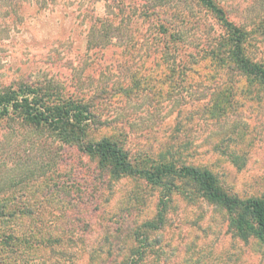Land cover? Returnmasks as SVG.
<instances>
[{
	"label": "rangeland",
	"instance_id": "rangeland-1",
	"mask_svg": "<svg viewBox=\"0 0 264 264\" xmlns=\"http://www.w3.org/2000/svg\"><path fill=\"white\" fill-rule=\"evenodd\" d=\"M216 1L230 20L251 31L249 56L264 60V0ZM182 10L191 23L168 27L183 33L182 43L166 42L171 39L155 20L129 23L145 12L177 17ZM96 16L112 22V31L143 35L138 41L114 36L107 47L87 50ZM224 35L195 0H0V88L28 83L88 98L97 87L112 88L137 72L142 95L104 103L99 113L107 125H92L87 140L119 138L132 156L151 162L167 155L177 165L208 168L229 193L260 197L264 89L215 67L209 48ZM180 55L200 60L198 72L166 81L158 65ZM144 74L151 77L146 87ZM176 184L167 196L164 223L144 227L158 216L162 187L113 175L98 158L45 127L17 115L1 118L0 205L30 213L0 220V264H124L138 250L144 252L138 264H264V242L235 235L223 208L192 183ZM11 233L21 238L17 252L16 245L2 243Z\"/></svg>",
	"mask_w": 264,
	"mask_h": 264
},
{
	"label": "trees",
	"instance_id": "trees-1",
	"mask_svg": "<svg viewBox=\"0 0 264 264\" xmlns=\"http://www.w3.org/2000/svg\"><path fill=\"white\" fill-rule=\"evenodd\" d=\"M195 1L206 7L225 31V35L218 39L215 38L216 40L211 42V48H209L211 49L209 57L215 67L221 71L227 69L229 73H238L240 76H245L264 89V60L250 57L247 52V46L251 42V31L230 20L225 8L216 0ZM152 20L160 25V28L166 33L167 39H171V41H166L168 43L173 41L183 42V33L179 30L178 34L168 32V27L176 28L178 26L180 28L182 25L191 23L190 14L183 12V10L177 14V17H166L157 14L156 18L155 14L145 12L136 15L133 20H129V23L136 24L145 21L151 22ZM112 25L113 23H109L107 19L96 16L92 28L87 33V50L107 47L109 44H106V42L112 40L114 36L118 39L125 36V38H129V41H138L136 37L143 35L138 30L133 33L129 32V34L119 28L112 31L110 30ZM102 26L109 28L103 29ZM132 34H135V37L130 38ZM125 38L123 41H126ZM141 41L143 42L142 37L137 46L141 44ZM161 43L162 41L159 44L157 43V53L161 52ZM137 46L135 47L136 51L141 47L139 46L136 49ZM199 61L185 60L181 55L176 57L175 60H168L165 57L158 67L162 78H165L166 81H173L175 78H187L190 74H196ZM137 74V72L132 71L129 80L117 82L112 88L107 86L97 87L93 96H88V98L75 93L61 95L53 88L47 89L28 83L22 84L18 88H0V119L13 118L17 115L29 124L36 126V128L45 127L49 129L63 143L77 146L87 155L98 158L99 162L106 165L110 173L115 176H136L149 184L162 187L164 196L160 199L158 216L156 219L144 223V227L151 229L161 227L168 207L167 196L173 191L174 187H177L176 180L180 179L192 183L208 202L219 205L227 212L229 215V228L235 235L246 240L254 237L264 242V196L242 198L236 194H231L221 186L217 176L210 169L185 163L177 165V161L168 158L167 155L154 158L151 162L146 158L141 159L142 155L132 156L131 151L125 147V140L119 138L104 137L99 140H87L88 130L92 125L95 129L107 125L106 121L102 120L101 113H99L105 105L104 103L117 96H121L122 100H129L142 95L139 92L142 91L141 88L144 86L141 87V79ZM216 77L220 78L221 74L217 73ZM143 78L146 87L151 77L144 74ZM216 104H218L216 106H219V102ZM218 111H221V109ZM139 161L142 163L140 166L137 165ZM29 211L28 208L11 209L3 204L0 205V220L9 221L27 216L26 214L29 215ZM20 240V237L11 233L3 238L2 243L7 248L16 245L14 251L17 252ZM143 256L144 252L138 250L136 256L124 264H138ZM8 264L14 263L8 261Z\"/></svg>",
	"mask_w": 264,
	"mask_h": 264
}]
</instances>
